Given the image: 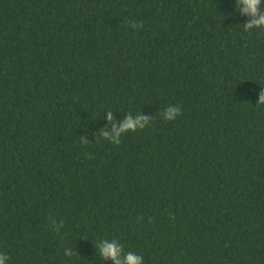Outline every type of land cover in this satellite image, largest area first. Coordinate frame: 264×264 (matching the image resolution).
I'll return each instance as SVG.
<instances>
[{
	"label": "trees",
	"instance_id": "obj_1",
	"mask_svg": "<svg viewBox=\"0 0 264 264\" xmlns=\"http://www.w3.org/2000/svg\"><path fill=\"white\" fill-rule=\"evenodd\" d=\"M235 3L0 0L8 264H113L103 239L143 264H264V34ZM128 114L152 122L100 137Z\"/></svg>",
	"mask_w": 264,
	"mask_h": 264
},
{
	"label": "clouds",
	"instance_id": "obj_2",
	"mask_svg": "<svg viewBox=\"0 0 264 264\" xmlns=\"http://www.w3.org/2000/svg\"><path fill=\"white\" fill-rule=\"evenodd\" d=\"M236 11L250 18L243 26L244 32L249 34L253 33L254 30L264 34V9H261V0H236L235 3ZM131 27L133 29L142 28L143 24L132 23ZM258 105H264V88L259 94ZM181 108L179 106H168L161 114V118L166 122L174 121L178 116L181 115ZM107 120L109 123L113 121L112 111L106 112ZM152 122V117H145L138 115L135 118L128 114L126 119L117 126L112 125L111 131L104 129L100 132V137L104 140L109 141L113 145H119L121 143V137L128 133H135L137 131H142L146 129ZM81 142L83 144H88L89 142L84 137H81ZM52 230L59 232L63 227L62 221L51 220L50 222ZM99 253L105 259H110L113 264H143V257L132 251H125L121 243L117 242L116 239L99 240L97 243ZM73 251H68L65 247L64 255L71 258L73 256ZM9 256L5 253L0 252V264H8Z\"/></svg>",
	"mask_w": 264,
	"mask_h": 264
}]
</instances>
